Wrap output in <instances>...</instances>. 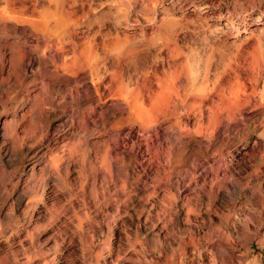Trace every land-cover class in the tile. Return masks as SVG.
Returning <instances> with one entry per match:
<instances>
[{"label": "rangeland", "instance_id": "374dc122", "mask_svg": "<svg viewBox=\"0 0 264 264\" xmlns=\"http://www.w3.org/2000/svg\"><path fill=\"white\" fill-rule=\"evenodd\" d=\"M0 264H264V0H0Z\"/></svg>", "mask_w": 264, "mask_h": 264}, {"label": "bare ground", "instance_id": "6f19581e", "mask_svg": "<svg viewBox=\"0 0 264 264\" xmlns=\"http://www.w3.org/2000/svg\"><path fill=\"white\" fill-rule=\"evenodd\" d=\"M57 1V0H56ZM60 3V2H59ZM49 4V3H48ZM56 4V3H55ZM52 5V4H51ZM61 5V4H60ZM63 5V4H62ZM58 7V6H57ZM62 8H63V6H61ZM50 8V7H49ZM55 8V7H54ZM59 8V7H58ZM53 11V10H52ZM49 12V11H48ZM59 12H62V11H59ZM45 13V12H44ZM57 13V12H56ZM41 14V13H40ZM49 14H51L52 15V13H49ZM61 14V13H60ZM44 17H45V14L43 15ZM49 16V15H48ZM53 16L54 15H52V18H53ZM46 17H47V15H46ZM50 17V16H49ZM55 17H56V15H55ZM61 17H63V16H61ZM47 19H49L48 17H47ZM42 20V19H41ZM58 20V19H57ZM62 20H65V19H62ZM43 21V20H42ZM52 21V20H51ZM61 22V21H60ZM66 22H67V20H66ZM65 21H64V24L66 23ZM42 23V22H41ZM46 23V22H45ZM56 23V22H55ZM54 23V24H55ZM62 23V22H61ZM44 24V23H43ZM67 24V23H66ZM45 25V24H44ZM56 25H58L57 23H56ZM61 24L59 23V26H60ZM68 25V24H67ZM46 26V25H45ZM62 26V25H61ZM47 27V30L49 31V29H48V26H46ZM45 27V28H46ZM60 28V27H59ZM65 29H66V25H65ZM47 31V32H48ZM50 32V31H49ZM47 34V33H46ZM49 34V36H51V34L50 33H48ZM52 35H54V34H52ZM62 35V34H61ZM64 35V34H63ZM57 36V35H56ZM60 36V35H59ZM58 36V37H59ZM47 37V36H46ZM54 37V36H53ZM63 37V36H62ZM61 37V38H62ZM48 39V38H47ZM22 56V55H21ZM88 59L87 60H89V57H87ZM20 59V58H19ZM22 59V58H21ZM84 60V59H83ZM86 59H85V61L87 62V64H88V61H87ZM95 62V61H94ZM35 63V62H34ZM85 64V63H84ZM84 66V65H83ZM130 78V77H129ZM114 81V80H113ZM122 83H123V80H122ZM119 86L116 88L117 90H115L114 92L115 93H117V92H121L122 94L124 93L125 95H128V96H131V95H133V92H132V90L130 89V88H128L127 86H125L124 84H118ZM165 92H166V90H165ZM143 93V92H142ZM141 92H138V94L137 93H135L136 94V96L135 97H133V96H131V97H133L132 99V101H134V106H133V104H132V106H133V111L130 109V110H128V111H132V113H131V116H132V119L133 120H135L136 122H142V123H144V122H146V121H148V120H152L153 118H155V117H159V116H161V114H164V113H162V111L164 112V110L166 109V107L167 106H169V97H168V93H169V91H168V93H164V102H162L163 104H164V108H163V104L162 103H160V102H156L155 100H153V99H150V100H147V99H145V97L143 96V94H142ZM125 95H124V97H125ZM160 95H162V93L160 94ZM169 95H170V93H169ZM107 96V95H106ZM130 97V98H131ZM103 98V97H102ZM129 98V97H128ZM127 98V99H128ZM162 98V97H161ZM163 99V98H162ZM156 100H158V98L156 99ZM148 102H149V104H148ZM130 108H132L131 106H130ZM166 110H168V109H166ZM166 115V114H165ZM201 115V114H200ZM204 114H202V116H203ZM75 117V116H74ZM204 117V116H203ZM113 118V117H112ZM200 118V117H199ZM203 119V118H202ZM200 120V119H199ZM108 122V121H107ZM148 125V124H147ZM50 141V140H49ZM102 146H103V151L101 152V158L103 159V161H105V162H107V159H108V156H109V143H107V142H104L103 144H102ZM109 161V160H108ZM175 175H177V173H175ZM181 179V178H180Z\"/></svg>", "mask_w": 264, "mask_h": 264}]
</instances>
